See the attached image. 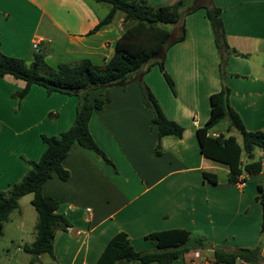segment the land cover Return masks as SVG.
Returning <instances> with one entry per match:
<instances>
[{
    "label": "crops",
    "instance_id": "crops-1",
    "mask_svg": "<svg viewBox=\"0 0 264 264\" xmlns=\"http://www.w3.org/2000/svg\"><path fill=\"white\" fill-rule=\"evenodd\" d=\"M145 1L171 5L179 0ZM194 1L184 17L185 39L164 53L174 91L156 66L139 75L166 117L184 128L182 137L163 136L156 154L158 131L150 124L152 114L143 104L138 75H132L125 87L110 86L112 103L93 112L89 129L114 167L77 143L71 147L62 163L69 178L55 174L43 186L45 195L60 202L58 211L71 226L55 233L52 256L32 260L27 253L28 264H97L118 232L126 233L137 251H151L155 246L146 236L173 229L204 237L208 247L191 250L172 264H222L215 261L216 247L226 251L260 247L262 259L257 264H264L263 208L257 199L264 194V171L230 182L226 166L201 154L196 134L210 116V96L223 86L246 129L264 132V0ZM203 7L221 12L230 47L223 77L220 52ZM119 13L123 12H116L110 25L92 33L106 15L100 16L89 1L0 0V49L30 63L41 47L54 68L85 58L103 66L132 24L124 22V13L117 18ZM180 28V23L173 25L174 36ZM24 87V81L11 76L0 78V190L4 191L29 171V161L40 160L46 150L42 136L57 137L76 119V96L48 94L33 85L20 100L15 94ZM97 91L99 96L104 93ZM92 95L90 91L93 102ZM229 125L222 120L208 133H227ZM254 158L264 162V152L257 148ZM203 172L215 174L217 182L204 178ZM18 216V235L10 239L21 241L23 248L17 251H22L35 240L37 214L35 209L20 210Z\"/></svg>",
    "mask_w": 264,
    "mask_h": 264
},
{
    "label": "trees",
    "instance_id": "trees-1",
    "mask_svg": "<svg viewBox=\"0 0 264 264\" xmlns=\"http://www.w3.org/2000/svg\"><path fill=\"white\" fill-rule=\"evenodd\" d=\"M93 1L98 4H107L110 8L92 33L110 25L118 11L125 14V23L132 22L117 40L113 55L103 66L96 65L89 58H85L75 63H59L54 68L47 64L46 51L41 47L34 53L30 63L24 58L8 56L0 49V78L11 76L25 82V87L15 94L16 98L23 99L33 85L43 87L48 94L57 92L78 98L73 125L57 137L43 135L42 140L46 144V150L40 160L29 161L30 169L20 181L7 191L0 190V236L10 214L19 208L20 199L28 194L33 196L31 204L37 213L36 237L31 245L24 248L32 255V260L42 254L52 256L55 233L71 226L65 215L58 211L60 202L43 192L44 184L55 174L62 180L69 178L70 174L62 163L71 147L77 143L93 151L114 167L113 162L95 142L89 129L93 112L109 107L112 100L109 94L105 93L101 98L91 102L90 91L119 84L125 87L127 80L136 74L142 90L143 104L152 114L150 124L158 131L159 141L155 153H160V141L163 136L182 137L184 133L181 125L166 117L153 92L139 77L155 62L174 91V81L164 66V53L171 45L185 39L184 2L179 0L171 5H154L145 0ZM203 8L211 23L216 46L223 53L224 60L221 63V70H223L225 53L230 51V47L226 41L221 12L215 7ZM179 23L181 28L177 36L165 27ZM160 56L163 57L158 61ZM225 119L230 124L227 133H221L218 136L209 135V130ZM232 130L240 134L241 143L236 136L230 134ZM196 134L201 154L207 159L226 166L229 170L230 182H236L243 174L253 175L264 171L263 160L254 158L257 148L264 152V132H252L246 129L238 113L229 104L227 87L223 86L219 92L210 96V116L204 126L197 129ZM203 176L212 182H217L215 174L203 172ZM259 190H262L261 186ZM257 199L263 208L261 232L264 233V194H260ZM146 239L152 242L155 248L151 251H137L129 236L124 232H118L107 244L97 264H131L135 261L142 264L152 262L172 264L191 250L208 247L204 237L193 236L189 231L182 229L154 232L147 235ZM214 257L217 263L222 264H235L238 261L257 264L262 259L260 247L239 248L235 251L216 247Z\"/></svg>",
    "mask_w": 264,
    "mask_h": 264
},
{
    "label": "rangeland",
    "instance_id": "rangeland-1",
    "mask_svg": "<svg viewBox=\"0 0 264 264\" xmlns=\"http://www.w3.org/2000/svg\"><path fill=\"white\" fill-rule=\"evenodd\" d=\"M86 1H89L91 4H93L94 6L97 7V9L99 10V15L100 16L103 17L108 12V8H107L108 5L107 4H101L100 5V4L96 3V2H94L93 0H86ZM194 4H195L194 0H185L184 6H183L184 13H186L191 7H193ZM122 14L123 13H119L117 15V18H119L120 15H122ZM165 27L167 29H169L170 31H172V29H173V25H166ZM219 52H220V63H222L223 60H224L223 53H222V51H219ZM154 66H156L159 69L158 64H155V62L151 65L150 69L152 67H154ZM149 70H147V71H149ZM159 72H161L160 69H159ZM220 76L223 77V70H220ZM98 89H102V91L104 92L103 94L109 93L108 92L109 87L108 88H97V89H94V90L91 91V93L93 94L92 98L94 100L96 98H101L102 95H103L102 94L101 96H99L97 94V92H98L97 90ZM94 100H93V102H94ZM142 100H143V97H142ZM106 108H104V109H106ZM232 134L238 137L240 143L242 142V138H241L240 134L237 131L234 130L232 132ZM256 150H255V153H256ZM30 198H32V194H28V195L24 196L23 199L21 198L20 201H19V208L10 214L8 221L5 222V224H4L3 233L0 236V264H28L26 262V259L30 260V255L27 254L25 249L24 250L22 249V251H17L18 247H22L23 248L22 242L10 239V237L13 234L18 235L17 234V230H16V225H17V223H18V221L20 219V217L18 216V212H20V210L25 212V211H29V210L35 209L33 207V205L31 204V202L29 201ZM27 220L28 221H26V224H29L30 220L28 218H27ZM36 222H37V219H36ZM35 225H36V223H35ZM11 260H14L15 262H12Z\"/></svg>",
    "mask_w": 264,
    "mask_h": 264
},
{
    "label": "built area",
    "instance_id": "built-area-1",
    "mask_svg": "<svg viewBox=\"0 0 264 264\" xmlns=\"http://www.w3.org/2000/svg\"><path fill=\"white\" fill-rule=\"evenodd\" d=\"M242 184L244 185L245 183L243 182ZM196 255H198V253Z\"/></svg>",
    "mask_w": 264,
    "mask_h": 264
}]
</instances>
